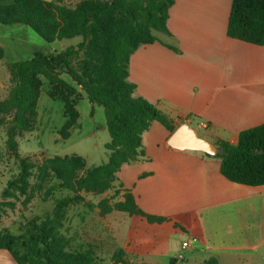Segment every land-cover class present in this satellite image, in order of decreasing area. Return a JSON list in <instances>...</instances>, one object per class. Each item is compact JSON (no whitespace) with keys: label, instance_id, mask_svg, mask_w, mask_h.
I'll list each match as a JSON object with an SVG mask.
<instances>
[{"label":"trees","instance_id":"16d2710c","mask_svg":"<svg viewBox=\"0 0 264 264\" xmlns=\"http://www.w3.org/2000/svg\"><path fill=\"white\" fill-rule=\"evenodd\" d=\"M13 0L0 5V25L26 26L44 42L53 44L82 38L76 47L61 52H37L25 61L8 63L10 90L0 102V125H8L7 148L18 162L19 173L9 182L11 189L27 194L34 165L21 157L17 138L31 132L38 119V101L45 86L47 95L64 104L66 122L63 140L77 127L78 104L85 98L103 107L111 142L106 149L109 162L89 168L80 157H55L40 167V183H48L44 202L50 212L27 222L17 233L0 231V250L11 254L17 264H129L130 255L117 247L110 262L97 244L73 237L68 232L70 206L80 201L78 191L104 194L112 188L121 168L145 159L143 134L153 122L171 134L173 121L143 98L134 97L136 85L129 81L132 54L141 46L161 42L169 36V12L174 0ZM228 37L255 46H264V0H233ZM175 49V48H173ZM4 51L0 48V61ZM66 75L71 82L63 79ZM220 172L229 181L250 187L264 186V124L239 134L238 143L218 140ZM171 148V147H170ZM204 156L213 158L207 154ZM114 205L105 199L98 205L101 216L114 211L162 224L167 219L142 211L129 191ZM84 220V217H81ZM174 264V261L171 262Z\"/></svg>","mask_w":264,"mask_h":264},{"label":"crops","instance_id":"0c3cea01","mask_svg":"<svg viewBox=\"0 0 264 264\" xmlns=\"http://www.w3.org/2000/svg\"><path fill=\"white\" fill-rule=\"evenodd\" d=\"M174 1L170 35L131 56L134 97L155 105L177 128L186 123L212 143L236 145L241 132L264 124V46L228 37L233 0ZM22 31L28 33L0 25V67L8 69V63L29 60L57 43L38 45L33 37L35 49L17 42ZM171 135L153 122L142 137L145 159L117 173V183L142 211L167 219L151 224L127 216L119 247L145 264H178L180 254L183 264H264V186L227 180L220 160L170 148ZM185 242L190 248L183 249ZM0 264L17 263L0 250Z\"/></svg>","mask_w":264,"mask_h":264},{"label":"rangeland","instance_id":"374dc122","mask_svg":"<svg viewBox=\"0 0 264 264\" xmlns=\"http://www.w3.org/2000/svg\"><path fill=\"white\" fill-rule=\"evenodd\" d=\"M51 2L53 0H43ZM11 5L13 0H1ZM78 0H68V6H74ZM2 26V25H1ZM10 28V27H9ZM26 29L28 33L19 32L16 38L18 43L27 42L33 48H37L45 42L30 28L18 26L11 29ZM30 33V34H29ZM33 37L36 44L33 41ZM161 38V36L159 35ZM39 39V41H38ZM82 42L77 37L72 40L57 42L49 49H42V52L50 53L52 50L61 52L70 47H76ZM38 49V48H37ZM63 79L71 82L66 75ZM10 74L8 69L0 67V102L4 100L10 90ZM49 85L45 80V86L38 101V119L31 132H24L17 138L19 153L21 157L27 158L33 165L32 176L29 179V189L26 195L22 192L11 189L9 182L15 180L19 173L18 162L13 153L7 148L8 125H0V231L10 230L17 233L24 225L36 217H43L50 212V204L44 201L49 184L40 183V167L48 159L55 157H80L85 160L87 167L96 168L109 162V152L106 149L111 142L106 127V114L103 107L93 106L87 98L83 99L77 106L80 120L77 127L70 132V138L63 140L60 132L66 122L64 116V104L61 101L51 99L47 95ZM202 136V135H201ZM125 170L119 173L125 174ZM119 175V174H118ZM126 192L121 189L117 180L112 188L102 195L78 191L80 201L72 204L69 208L68 221L65 228L68 232L76 231L73 237L82 238L83 241L97 244L103 258L109 262L115 249L122 245L128 229V218L122 213L114 211L107 216H101L98 207L100 202L107 199L111 205L125 200ZM84 217V220L81 217ZM176 241L180 243L185 237ZM82 242V241H80ZM129 264H145L133 256L129 258ZM168 264V263H164Z\"/></svg>","mask_w":264,"mask_h":264},{"label":"water","instance_id":"95a60500","mask_svg":"<svg viewBox=\"0 0 264 264\" xmlns=\"http://www.w3.org/2000/svg\"><path fill=\"white\" fill-rule=\"evenodd\" d=\"M168 145L178 151L199 152L213 157L219 152L214 143L201 137L197 130L186 123L172 133Z\"/></svg>","mask_w":264,"mask_h":264},{"label":"built area","instance_id":"2783aa9c","mask_svg":"<svg viewBox=\"0 0 264 264\" xmlns=\"http://www.w3.org/2000/svg\"><path fill=\"white\" fill-rule=\"evenodd\" d=\"M190 243H188V242H185V243H183V249H188V248H190ZM176 262L178 263V264H183L184 262H185V257H184V255H182V254H180L177 258H176Z\"/></svg>","mask_w":264,"mask_h":264}]
</instances>
